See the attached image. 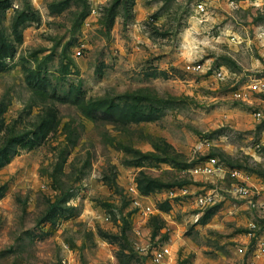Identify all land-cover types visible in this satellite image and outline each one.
<instances>
[{
    "label": "rangeland",
    "instance_id": "rangeland-1",
    "mask_svg": "<svg viewBox=\"0 0 264 264\" xmlns=\"http://www.w3.org/2000/svg\"><path fill=\"white\" fill-rule=\"evenodd\" d=\"M262 197L264 0H0V264H264Z\"/></svg>",
    "mask_w": 264,
    "mask_h": 264
},
{
    "label": "built area",
    "instance_id": "built-area-1",
    "mask_svg": "<svg viewBox=\"0 0 264 264\" xmlns=\"http://www.w3.org/2000/svg\"><path fill=\"white\" fill-rule=\"evenodd\" d=\"M197 9L199 11L205 10V3L201 2L197 5ZM81 52H79L80 54ZM196 70H202L203 66L201 64L193 66ZM191 68V66H189ZM215 74L220 79H224L227 77L228 73L224 69H220ZM237 97H240L242 95L241 92H236L235 94ZM192 172L194 175L198 176H206V177H214L218 176L221 178H225L228 172L232 175H235L236 177L245 180L243 178V175L241 172L234 170V171H228V169L220 162V160L216 156H209L205 160L201 161L200 163L196 164ZM240 183V185L236 186L234 190V194L238 195L242 198L249 197L251 195L255 196L256 194H259V190H253L251 186L245 183ZM254 185V184H251ZM257 189V188H256ZM215 199V196L207 195V194H201L197 198V203L200 206L207 205L209 203H212ZM257 207L261 212H264V197L262 199H257ZM249 236L252 238H249V248L248 246L240 247V251L247 252L248 250L251 252L253 257H261L264 256V232L258 236H256L255 232H250ZM254 238V244L250 245L251 239ZM165 251L163 250H156L152 253V256L150 257V261L152 264H164V258H165ZM68 264H77L74 259H72Z\"/></svg>",
    "mask_w": 264,
    "mask_h": 264
}]
</instances>
